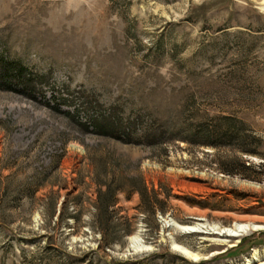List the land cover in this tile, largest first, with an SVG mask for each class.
<instances>
[{
  "label": "rangeland",
  "instance_id": "rangeland-1",
  "mask_svg": "<svg viewBox=\"0 0 264 264\" xmlns=\"http://www.w3.org/2000/svg\"><path fill=\"white\" fill-rule=\"evenodd\" d=\"M1 57L0 264H264V0H0Z\"/></svg>",
  "mask_w": 264,
  "mask_h": 264
},
{
  "label": "trees",
  "instance_id": "trees-1",
  "mask_svg": "<svg viewBox=\"0 0 264 264\" xmlns=\"http://www.w3.org/2000/svg\"><path fill=\"white\" fill-rule=\"evenodd\" d=\"M0 82L7 83V87H9V83H15L20 85L22 88H29L32 78L29 74H27V70L25 66L15 63L9 60H4L2 57L0 58ZM25 94V90H23ZM27 95V93H26ZM110 120V119H109ZM92 122V125L96 129L99 134L110 136V137H119V135H129L132 133V124L134 122ZM157 133V127L152 124L145 128L142 135L149 137L155 136ZM142 196V202H145V199H149L140 191Z\"/></svg>",
  "mask_w": 264,
  "mask_h": 264
},
{
  "label": "bare ground",
  "instance_id": "bare-ground-1",
  "mask_svg": "<svg viewBox=\"0 0 264 264\" xmlns=\"http://www.w3.org/2000/svg\"><path fill=\"white\" fill-rule=\"evenodd\" d=\"M188 229V228H186ZM194 229V228H190L189 230ZM259 229H264V228H253L252 225H244V224H237L235 229L233 230H229L228 232H231L232 235H230V238H235V239H239V237H241V233L247 232V231H255V230H259ZM227 232V231H226ZM224 232H222L221 234H223ZM235 233V234H233ZM175 248L177 249V251L182 254L185 257H188L190 259L193 260H198L200 259V257L197 254H193L192 252L188 251L187 249L180 247V246H176Z\"/></svg>",
  "mask_w": 264,
  "mask_h": 264
},
{
  "label": "water",
  "instance_id": "water-1",
  "mask_svg": "<svg viewBox=\"0 0 264 264\" xmlns=\"http://www.w3.org/2000/svg\"><path fill=\"white\" fill-rule=\"evenodd\" d=\"M186 231H198V230H194V229L189 230V229H186Z\"/></svg>",
  "mask_w": 264,
  "mask_h": 264
}]
</instances>
